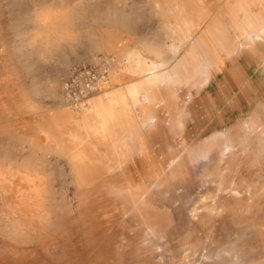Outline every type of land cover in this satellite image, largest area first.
I'll return each mask as SVG.
<instances>
[{"label":"rangeland","instance_id":"rangeland-1","mask_svg":"<svg viewBox=\"0 0 264 264\" xmlns=\"http://www.w3.org/2000/svg\"><path fill=\"white\" fill-rule=\"evenodd\" d=\"M167 1L168 5L172 3L170 0H0V167L20 166L22 170L28 168L39 173L45 189L42 204L49 210L50 223L43 222L44 226L35 223V231L22 241L1 246L0 264H264V79L260 80L263 78L260 75L250 90H234L233 84L226 83L222 89L225 106L217 107L211 99L206 100L208 96H203L209 68L216 62L231 61L230 57L213 56H228L234 51L233 54L264 51V41L262 45L251 43L244 25L227 28L231 33L223 39L203 37L206 45L200 52L190 48L193 41L190 37L183 41L175 55L183 50L189 52L187 69L175 65L177 59L172 57L168 65L177 66V72L157 89V99L152 101V124L160 123L161 128L149 140L154 143L146 149L150 153L136 154L139 159L132 162L130 148L116 149L122 155L123 169L135 167L146 173L153 165L159 168L155 174L160 177V183L153 186V192L161 203L165 196L173 198V219L180 224L173 242L160 230L162 227L153 233L137 221L125 220L119 225L121 241L113 250L91 244L85 235L90 228H83L75 210L76 198L84 202L85 216L102 212L103 218L96 226L117 223L111 222L112 215L106 213L114 199L96 204L92 191L76 197L66 174L70 153L62 148L58 152L52 145L57 144V135L68 141V126L63 129L58 124V133L49 131L46 136L38 129H49L50 119H60L64 110L79 112L80 109H72L67 103L58 104L55 97L63 93V81L76 63L89 61L90 55L109 58V84L123 83L122 77L134 80L139 74L120 77L118 66L122 67L123 63L118 61V54L153 38L164 44L177 43L159 35L162 19L174 22L172 12L165 11ZM156 2L159 7L155 6ZM198 4L208 10L212 8L208 0ZM46 11L52 17L47 25L39 22V16ZM55 25L71 32V36L57 37L51 29ZM204 28L193 31L192 36L197 37ZM94 41L98 48L93 47ZM104 41H111V50ZM142 54L148 60L156 59L150 53L142 51ZM67 58L71 61L63 73L60 69ZM256 62L258 68H264V58ZM242 77L249 78L247 74ZM107 87L93 95L117 89ZM169 105L175 107L171 114L172 132H169ZM206 109L208 122H204ZM34 143L37 147L32 155L30 146ZM147 156L154 160L153 164L144 161ZM171 159L174 161L172 186L166 192L168 171L164 168ZM105 165L111 167L105 179L116 190L120 182L119 171L113 167L116 163L107 160ZM16 180L9 182L0 175V207L18 202L17 189L26 185ZM151 181L148 179L147 184ZM6 186L9 191L2 192ZM229 188L238 189L240 194L234 197L227 191ZM207 205L218 206L219 210L205 216ZM196 212L198 215L193 218ZM196 238L210 251L207 258L197 260L196 256L183 254L187 246L195 249ZM142 247V252L149 255L147 261L140 254Z\"/></svg>","mask_w":264,"mask_h":264},{"label":"bare ground","instance_id":"bare-ground-1","mask_svg":"<svg viewBox=\"0 0 264 264\" xmlns=\"http://www.w3.org/2000/svg\"><path fill=\"white\" fill-rule=\"evenodd\" d=\"M233 1L234 2L232 3H227L229 11H225V14H238L237 10L240 9V7H243V5H240L239 3L240 0ZM169 2H172L170 3L171 6L168 5L167 1L165 11H167L168 13L172 12V15L174 16V22L172 25H168L166 21H163L162 29L165 36L181 41L184 32H188V30L190 29L188 13L184 9L185 6L183 0H170ZM155 6L159 7L160 5L158 4V2H156ZM39 17V22L41 24L47 25L51 24L52 22V17L49 11H46ZM242 18L245 19V21L250 20L249 13L243 12ZM105 19L109 20L112 18L106 17ZM59 27V25H55L51 28L57 37L68 38L71 36V32H69L68 30L60 29ZM255 29V39L264 36V26L256 27ZM111 41H104L106 42L108 50L112 49ZM47 45L50 44L48 43ZM167 46L171 51H175L177 49L176 45H174L173 43L167 44ZM93 47L98 48L99 44L94 41ZM149 50H153L151 46L149 47ZM95 57L96 56L94 55H90L87 57V59L89 61H92ZM118 58V61H120V63H123L122 67L118 66L120 69V72L118 73L120 77L130 73L135 75L139 74V78L134 79L132 82H128L123 86H120L110 93L104 92L102 94L90 96L87 106L81 108L77 114H73L69 110H64L62 113V117H60V119L65 118V120L63 121L58 118H49V129L43 128L41 130V128L38 127L43 136H46L49 131L58 133V124H61L63 129L68 126L66 129L68 130V141L66 142L60 135H57V144L52 145L56 148V150H58V152L59 150L61 151V148L68 151L69 147L72 148V150L69 151L70 166L68 169V173L66 174H68L69 182L73 185L74 194L76 197H79L82 193H86V191H92L93 198H95L96 204H101L103 202L109 201L110 199H114L112 201L110 210L106 213H109V216L112 215L111 219L113 220L111 222L117 223L112 225L108 222L107 224L104 221L105 223L102 226H96L97 222L100 223L103 218L102 212H97L91 216H85L84 214H82L86 210V207H84V202L80 198H76L77 204L75 206V210L78 212L77 216L81 220V225L83 226V228H90V231L85 233V235H87L88 240L91 244L97 243L103 248V250L105 249L107 251L113 250V247L120 243L121 238L119 236V230H121V227L119 225L125 220L137 221L139 222L141 227H146L153 233H156L157 230L162 227V229L160 230H163L166 238L172 242L175 240L176 231L180 225L176 224L173 219L174 208L172 196H165L162 200V203L158 201V199H156L154 196L153 186L157 183H160V177H158L157 174H155L151 170L153 166L151 167L150 172H144L146 180L138 181L134 175H127L126 168L123 169L122 166H120L122 155L121 153L116 151L117 147L125 141V139L122 137L123 133H120L121 131H124V129L122 128L123 125L120 121L128 118L132 114H138L143 118L145 122H147L148 120H153V116L151 115L153 107L152 101L157 99L155 91L160 86H162L165 80L169 79L171 75L167 72V70L161 68L164 66V61L160 60L159 64H154L151 61L142 58L138 54V51L135 49L124 50L122 54H118ZM70 61V58H67L63 69L61 67L60 70H62L63 73L66 72L68 63ZM124 70L126 73L124 72ZM57 84L58 83L56 82L55 87H57ZM108 84L109 78L108 81L103 84L101 90H103ZM55 97L58 101V104L67 103L62 92L61 95L57 93ZM43 118L44 117L42 116L41 120ZM113 125L118 126L119 129V132L116 133L117 136L115 140L111 138L113 134L111 132V127ZM250 131H252V129H250ZM93 137L98 138V141L104 147L103 151H98V148L96 149ZM221 144L222 143H220V145ZM36 147V143L30 146L32 155L34 154ZM223 151L226 153L224 148ZM224 152H222L223 155ZM233 154L231 153V155ZM107 160L114 161L116 163V166L113 167L118 168L119 171L118 173L120 176V182L117 183L118 187L116 190L111 189L110 184H108V180L105 179L109 174V168H111H108L105 165V161ZM173 162L174 161L171 159L167 162V166L164 168L168 171V180L166 181L167 184L165 189L166 192L171 191ZM109 163H107V165H109ZM18 164L19 163H17V166ZM31 171L32 170L28 168H24L22 170L20 166L14 169L10 167H0V175L4 178V180H8L10 182L12 179L14 181V178H16L19 182L26 185V188L24 189H17V203L7 205L3 208L0 207V235L2 236V243H0V247L4 246L7 242H17V240L22 241L27 235L35 231V223H42L43 225V222L47 223L49 221V210H46L44 208V205L42 204V196H44L43 194L45 191L41 182L42 177L37 171ZM150 178L152 179V181L151 183L147 184V180ZM7 191H9L7 186L2 188V192ZM227 191H229V194L235 195L234 197L240 194V191L235 188H229ZM88 197L89 196H87L86 198ZM204 209L207 213L205 214V216H210L214 211L217 212L219 210V207L215 205H207L204 207ZM197 215V212L192 214L193 218H195ZM205 221L206 220H204V222ZM47 224L50 223L48 222ZM42 231H44V229ZM194 243L195 249H191L190 246H187L183 249V254L188 256H196L197 260H202L210 255V251L203 243L198 240V238L194 239ZM143 249V247L140 248V254L143 259L147 261V257L149 255L147 253L144 254ZM216 257L219 260L218 257H220V253L218 252V250L216 252Z\"/></svg>","mask_w":264,"mask_h":264},{"label":"crops","instance_id":"crops-1","mask_svg":"<svg viewBox=\"0 0 264 264\" xmlns=\"http://www.w3.org/2000/svg\"><path fill=\"white\" fill-rule=\"evenodd\" d=\"M182 1V0H181ZM248 1V2H247ZM185 11L188 13V21L190 22V29L188 32H184L183 38L181 41L172 39L171 37L165 36L163 32L162 22L166 21L164 19L161 20V23L159 24V35H161L163 38H171L172 40L176 41L177 43H173L176 45L177 49L175 51H171L167 44H164L161 40L158 39H148L144 40L142 43V46H132L126 50L129 49H135L138 51V54L142 57L147 59L144 54H142V51L146 53H150L153 56L156 57V59H149L154 64H159L160 60L164 61V66L161 67L164 70H167V72L171 75L177 72L176 67L170 63L168 65L170 59L174 57L177 59L175 65H179L181 67H184L185 69L188 64V58H190L189 52L187 50L180 51L179 54L175 53L177 52L179 46L185 41L187 38H191L192 44L190 45L191 49L197 48V50L203 51L204 46L206 45V42L204 41L203 37H209L213 40H219L226 38V34L231 33L227 28L230 27H236L240 25H244L246 28L245 34L248 36V40L252 43H258L263 44L264 36L260 38H256V27H262L264 26V0H240V5H243V7H240V9L237 10L238 14L233 13L231 14H225V11H229L228 4L229 2H234L233 0H208L209 4L212 6V8L206 9L204 7L199 6L198 2H202L199 0H183ZM227 6V7H226ZM217 7V8H215ZM215 8V9H213ZM243 12H248L250 16V20L245 21V19L242 18ZM173 16V15H172ZM258 18V19H257ZM257 19V20H256ZM167 22V21H166ZM168 25H172L173 23L167 22ZM200 27H205L204 29L200 30L197 37L192 36V32L195 30H198ZM227 29H225V28ZM158 31V32H159ZM249 32V33H248ZM249 34V35H248ZM192 36V37H191ZM152 47L153 50H149V47ZM157 49V50H156ZM157 51V52H156ZM172 52V53H171ZM217 52V51H216ZM234 53V52H233ZM230 52L228 56H213L214 58H225L227 57L231 58V61H224L222 64H219L216 62L214 66L210 67L207 75L208 78L206 79V84L203 88L204 90V98L206 100L211 99L213 101V104H215L217 107L219 106H225L224 96L222 93V89L224 88V85L226 83L233 84L234 90H242V89H254L252 87L253 84H256L260 75H262L264 79V68H258L256 66V60L259 58H264L263 54L264 51H257V50H248V51H242V52H236L233 54ZM170 57V58H169ZM192 58V57H191ZM148 60V59H147ZM183 65V66H182ZM173 67V68H172ZM190 68V67H189ZM173 69V70H172ZM195 69V68H194ZM196 70V69H195ZM187 73V72H186ZM130 74V73H129ZM248 75V80L243 79V75ZM124 76V75H123ZM124 79L123 83L121 82H111L108 84L107 89H115L119 86H123L124 84L128 82H132V78L128 77H122ZM239 84V86H237ZM247 85V86H246ZM209 88V89H208ZM210 88L213 89V93L210 92ZM157 93V89L155 91ZM100 94V93H97ZM96 94V95H97ZM157 97V95H156ZM188 97V96H187ZM208 104V103H207ZM175 109L174 106L169 105V132H172L173 128V118L172 117V111ZM204 122H208L209 118L207 117V109L204 111ZM153 120H148L145 122L141 116L138 114H132L126 119L121 120V124L123 125L122 128L124 129L123 138L125 141L121 143L118 147H126L130 148V152L132 155V162H137V156L136 154L143 153L145 155L149 154V149L154 146V143L149 142V140L155 138L156 135L160 132L161 125L160 123L157 125H153L152 122L154 121V111L152 108V114ZM152 126H146L151 125ZM111 132L113 133L111 138L115 140L116 133L119 132L118 126L113 125L111 127ZM117 129V130H116ZM115 131V132H114ZM175 137V135H170L169 137ZM94 138V144L98 151H103L104 147L103 145L98 141V138ZM127 140H130L131 142H127ZM125 144V145H124ZM72 148L69 147V151H71ZM58 157L61 155H57ZM63 156V155H62ZM66 159V158H65ZM144 161H147L151 164H153L154 160L151 159L150 156H147ZM118 169V168H116ZM159 168L153 165L152 171L156 173V170ZM127 171H130L131 174L134 175L135 178L138 181H145L144 173H140V171H137V168L135 167H128L126 168ZM133 171V172H132ZM136 173V174H135Z\"/></svg>","mask_w":264,"mask_h":264},{"label":"built area","instance_id":"built-area-1","mask_svg":"<svg viewBox=\"0 0 264 264\" xmlns=\"http://www.w3.org/2000/svg\"><path fill=\"white\" fill-rule=\"evenodd\" d=\"M109 60V58H107ZM102 56L73 65L62 84L63 95L72 109L87 106L88 99L98 92L109 78V62Z\"/></svg>","mask_w":264,"mask_h":264}]
</instances>
